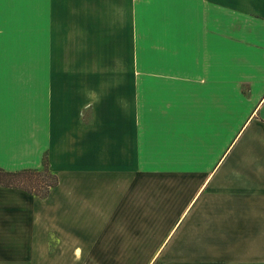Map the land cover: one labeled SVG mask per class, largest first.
Returning a JSON list of instances; mask_svg holds the SVG:
<instances>
[{
	"label": "crops",
	"instance_id": "1",
	"mask_svg": "<svg viewBox=\"0 0 264 264\" xmlns=\"http://www.w3.org/2000/svg\"><path fill=\"white\" fill-rule=\"evenodd\" d=\"M260 21L264 0H0V168L48 153L59 178L0 187V264H264L242 257L264 230L243 207L264 203ZM86 37L138 43L135 65L84 67Z\"/></svg>",
	"mask_w": 264,
	"mask_h": 264
},
{
	"label": "rangeland",
	"instance_id": "2",
	"mask_svg": "<svg viewBox=\"0 0 264 264\" xmlns=\"http://www.w3.org/2000/svg\"><path fill=\"white\" fill-rule=\"evenodd\" d=\"M119 29L120 28L116 27L117 35L119 33ZM127 29L128 28H125V30H127ZM242 29H243V32L250 31L251 29H253L257 34L259 33V35L262 36V37H260V40H262V41L264 40V21H260V26L259 27H253V26L252 27H243ZM239 35H241V34H239ZM84 38H85V36H84ZM86 38L87 39H85L84 42H83V46H84L83 50L84 51H83L82 62H83L84 67L85 66H90L93 61H95V63L98 61V65L99 66H102V64H101L102 62H104L103 65L115 66V67L133 66V65H135V60H133V58H130L128 56L130 54H132V56H133V51L137 50L138 43H136V42L135 43L134 42L127 43V42L116 41V43L113 44V47H114L113 54L111 53L109 55L110 57H107V58L103 57L102 58V57H97V54H99V51H101V49L103 47H106V43L103 40H101V39H99L98 40L99 42L96 43L97 39L94 42H92L91 40H89V37H86ZM72 45L74 47V44H72ZM149 45H153V44H149ZM91 48H94V52H92ZM98 48H99V50H98ZM13 55H14V51L11 48V50L8 51V53H7V59L9 60L8 62H11V63L14 62L13 61L14 58L12 57ZM71 59H72V62H73L74 61L73 58H71ZM71 59L65 60L64 64L69 65L68 62H70ZM258 59L261 60L260 61V64H261L260 71H261V73L264 76V45H263V47L261 49H259ZM78 61H80V60L78 59L76 62H78ZM52 62L53 63L55 62L57 66L60 65L58 59H54V60H52ZM259 84H261V82ZM263 86H264V81H263V84L260 85V88L263 87ZM261 114L264 115V111H262ZM38 179L40 180V184L39 185L40 186H44V188H46V183H44V182H46V181H44V179H45L44 175L40 176V178H38ZM58 184H59V178H58ZM1 188L18 189V190L24 191L25 193H27V194H29L31 196H35V195L30 194V193L26 192L25 190L19 189V188H7V187H1ZM53 189L54 188L51 189L50 193L52 192ZM35 197L36 198H40V199H45V198H41V197H38V196H35ZM243 207H244V210L264 211V203L260 202L258 199L253 200L252 203H250V202L249 203H245L244 202ZM261 232H262V234H261L262 236L259 235L258 236L259 237L258 241L255 242V240L257 238V235H255L254 230L252 231V236H253V239H254L253 247L255 249L250 250V251H247V250L243 251L242 257L245 260L248 259L249 262L250 261L251 262H253V261L254 262L255 261L256 262L264 261V230L261 231ZM258 233H260V230L258 231ZM183 242H184L183 239L179 240V243H183ZM173 253H177V252H173ZM181 254H186V252L185 251H179V255H181ZM173 255L174 254H171V251H168V256L170 258Z\"/></svg>",
	"mask_w": 264,
	"mask_h": 264
},
{
	"label": "trees",
	"instance_id": "3",
	"mask_svg": "<svg viewBox=\"0 0 264 264\" xmlns=\"http://www.w3.org/2000/svg\"><path fill=\"white\" fill-rule=\"evenodd\" d=\"M43 175L46 188L39 185L40 180L38 178ZM57 185L58 177L50 168L48 153L44 154L42 167L39 169H23L10 172L0 168V187L19 188L35 196L46 198L51 189Z\"/></svg>",
	"mask_w": 264,
	"mask_h": 264
}]
</instances>
